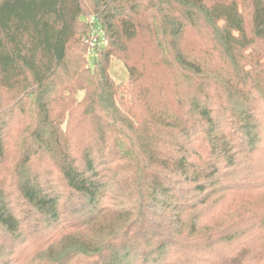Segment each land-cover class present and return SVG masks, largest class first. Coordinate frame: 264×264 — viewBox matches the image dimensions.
I'll use <instances>...</instances> for the list:
<instances>
[{"label": "trees", "instance_id": "1", "mask_svg": "<svg viewBox=\"0 0 264 264\" xmlns=\"http://www.w3.org/2000/svg\"><path fill=\"white\" fill-rule=\"evenodd\" d=\"M0 264H264V0H0Z\"/></svg>", "mask_w": 264, "mask_h": 264}, {"label": "rangeland", "instance_id": "2", "mask_svg": "<svg viewBox=\"0 0 264 264\" xmlns=\"http://www.w3.org/2000/svg\"><path fill=\"white\" fill-rule=\"evenodd\" d=\"M87 17L88 19H91L89 15ZM90 21H92V19ZM101 41L103 42V39H101ZM90 55H91V52H90ZM108 72L115 84L119 85L122 89L127 87V82H128L127 69L124 63L120 59L111 57L110 62H109ZM81 96H82V92L79 93L78 97L80 98ZM249 196L251 197L254 196L253 199H256V200L260 199V197L256 196V194H249ZM248 198H249L248 195L246 193L244 194V192L236 195V197L232 200L233 203L231 201L232 204L231 205L229 204L230 208H232V210H230V212L232 213V216L236 217L238 214L237 210H241L245 206H247L243 203V201L244 199L247 200ZM229 219H233V218H229Z\"/></svg>", "mask_w": 264, "mask_h": 264}]
</instances>
